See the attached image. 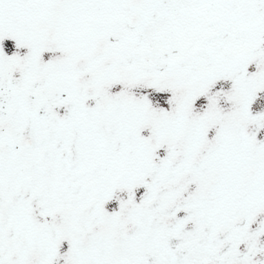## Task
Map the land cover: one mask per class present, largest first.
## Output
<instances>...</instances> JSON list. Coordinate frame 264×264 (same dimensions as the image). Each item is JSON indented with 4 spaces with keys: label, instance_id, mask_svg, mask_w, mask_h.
<instances>
[{
    "label": "snow or ice",
    "instance_id": "1",
    "mask_svg": "<svg viewBox=\"0 0 264 264\" xmlns=\"http://www.w3.org/2000/svg\"><path fill=\"white\" fill-rule=\"evenodd\" d=\"M0 264H264V0H0Z\"/></svg>",
    "mask_w": 264,
    "mask_h": 264
}]
</instances>
